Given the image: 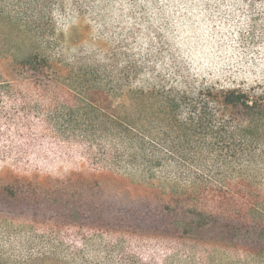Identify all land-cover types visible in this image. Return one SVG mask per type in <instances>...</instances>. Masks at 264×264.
Segmentation results:
<instances>
[{
	"label": "trees",
	"instance_id": "obj_1",
	"mask_svg": "<svg viewBox=\"0 0 264 264\" xmlns=\"http://www.w3.org/2000/svg\"><path fill=\"white\" fill-rule=\"evenodd\" d=\"M0 264H264V0H0Z\"/></svg>",
	"mask_w": 264,
	"mask_h": 264
},
{
	"label": "rangeland",
	"instance_id": "obj_2",
	"mask_svg": "<svg viewBox=\"0 0 264 264\" xmlns=\"http://www.w3.org/2000/svg\"><path fill=\"white\" fill-rule=\"evenodd\" d=\"M104 191L107 192V198L109 199L112 204H123V205H139L146 200H151V196H149L146 192L141 190H135L132 187L125 188L122 187L119 184L116 183H104L103 184ZM25 236H19L16 237V235H12L10 237L11 241L15 243L14 248L12 249V254L14 256H25V252H23V249L19 247V245L16 243L18 238H21L22 240L26 239Z\"/></svg>",
	"mask_w": 264,
	"mask_h": 264
}]
</instances>
